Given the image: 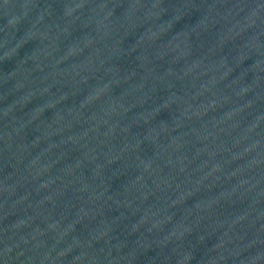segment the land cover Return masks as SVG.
I'll return each mask as SVG.
<instances>
[{"label":"water","instance_id":"obj_1","mask_svg":"<svg viewBox=\"0 0 264 264\" xmlns=\"http://www.w3.org/2000/svg\"><path fill=\"white\" fill-rule=\"evenodd\" d=\"M0 264H264V0H0Z\"/></svg>","mask_w":264,"mask_h":264}]
</instances>
